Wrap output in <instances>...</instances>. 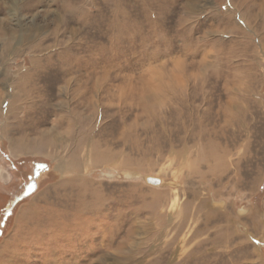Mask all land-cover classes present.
<instances>
[{"label": "rangeland", "instance_id": "rangeland-1", "mask_svg": "<svg viewBox=\"0 0 264 264\" xmlns=\"http://www.w3.org/2000/svg\"><path fill=\"white\" fill-rule=\"evenodd\" d=\"M0 264H264V0H0Z\"/></svg>", "mask_w": 264, "mask_h": 264}, {"label": "bare ground", "instance_id": "bare-ground-1", "mask_svg": "<svg viewBox=\"0 0 264 264\" xmlns=\"http://www.w3.org/2000/svg\"><path fill=\"white\" fill-rule=\"evenodd\" d=\"M149 180H158V179L148 178V177L145 178V181H146V182H148ZM152 182H154V181H152ZM155 182H156V181H155ZM153 184H154V183H153ZM157 185H158V183H157Z\"/></svg>", "mask_w": 264, "mask_h": 264}]
</instances>
